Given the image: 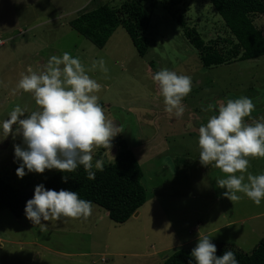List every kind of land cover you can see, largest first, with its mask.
Returning a JSON list of instances; mask_svg holds the SVG:
<instances>
[{
  "label": "rangeland",
  "instance_id": "1",
  "mask_svg": "<svg viewBox=\"0 0 264 264\" xmlns=\"http://www.w3.org/2000/svg\"><path fill=\"white\" fill-rule=\"evenodd\" d=\"M121 4L122 0H0V121L17 105L26 115L37 110L32 94H10L28 66L43 71L51 56L65 52L78 57L86 69L103 58L108 71L88 74L101 85L98 102L116 135L111 150L97 149L94 161L113 163L120 140L125 141L142 168L147 193L138 215L123 224L112 222L94 206L86 220L42 221L48 228L41 231L25 215L17 219L8 210L0 211V264H162L177 250L195 248L199 236H208L216 247L233 246L242 252H251L264 238V201L257 206L243 194L238 201L227 199L226 189L217 184L226 174L212 164L203 165L198 146L199 127L229 99L251 98L255 110L245 123L264 117V57L202 66L176 18L194 27L205 45L228 49L221 40L233 39L208 0L145 3L151 19L146 32L150 47L144 57L138 56L121 27L98 49L69 25L84 12ZM256 22L264 33V15ZM161 69L192 79L182 117L165 111L152 79ZM209 105L212 111H207ZM14 145L24 147L22 136L4 139L0 133V177L6 182L31 191L57 171L19 178L21 162L15 159ZM174 159L185 162L175 165ZM248 172L264 174V158H249Z\"/></svg>",
  "mask_w": 264,
  "mask_h": 264
},
{
  "label": "clouds",
  "instance_id": "2",
  "mask_svg": "<svg viewBox=\"0 0 264 264\" xmlns=\"http://www.w3.org/2000/svg\"><path fill=\"white\" fill-rule=\"evenodd\" d=\"M97 69L108 71L103 58L93 61L91 68L86 69L78 57L65 52L59 57L51 56L43 71L28 66L21 74L10 94L30 93L38 108L26 115V110L17 105L7 119L0 121L4 139L10 134L13 138L17 135L23 138L24 147L14 145L15 159L21 162L16 170L19 178L53 169L71 173L82 166L88 179L94 180L96 171H103L104 161H94L95 152L101 147L110 151L116 134L98 103L101 85L88 74ZM152 79L158 84L165 111L182 117L183 100L192 90L191 77L161 69ZM212 109L209 105L207 111ZM254 110L255 105L248 97L227 100L219 106L217 114L199 127L198 146L200 162L205 166L212 164L226 174L217 184L226 189L227 199L238 201L243 194L259 206L264 201V174L252 175L248 167L249 158H264V117L252 124L245 123ZM64 182H67L65 176ZM93 208V203L81 199L77 192L46 190L41 184L35 187L24 212L34 226L46 231L48 225L42 221L86 220ZM216 252L208 236H199L191 256L196 264H238L232 251H225L220 257Z\"/></svg>",
  "mask_w": 264,
  "mask_h": 264
},
{
  "label": "trees",
  "instance_id": "3",
  "mask_svg": "<svg viewBox=\"0 0 264 264\" xmlns=\"http://www.w3.org/2000/svg\"><path fill=\"white\" fill-rule=\"evenodd\" d=\"M150 1L122 0L118 8L103 5L80 14L69 25L98 49H103L116 29L121 27L130 38L138 56L144 57L150 47L146 32L150 26L151 14L145 7V3ZM208 1L233 39L221 40L228 49L219 48L217 43L205 45L194 27H189L182 17L176 18L183 36L198 52L202 66L211 68L264 57V33L255 25L264 15V0ZM98 103L103 108V103ZM119 145L116 160L103 166V171H96L94 180L88 179L82 166L71 173L57 170L43 183L45 189L77 192L81 199L89 200L102 209L112 222L126 223L145 205L147 193L141 182L143 171L134 152L123 140H120ZM179 162L184 163L185 159H174L175 165ZM64 176L67 177V182H64ZM34 190L23 191L0 177V211L8 210L15 218H22L26 202L33 198ZM216 248L218 257L225 251H232L238 264H264V238L251 252H242L233 246L222 245ZM191 252L192 249L177 250L162 264H196Z\"/></svg>",
  "mask_w": 264,
  "mask_h": 264
},
{
  "label": "water",
  "instance_id": "4",
  "mask_svg": "<svg viewBox=\"0 0 264 264\" xmlns=\"http://www.w3.org/2000/svg\"><path fill=\"white\" fill-rule=\"evenodd\" d=\"M138 215V213L136 212L133 216L136 217Z\"/></svg>",
  "mask_w": 264,
  "mask_h": 264
}]
</instances>
